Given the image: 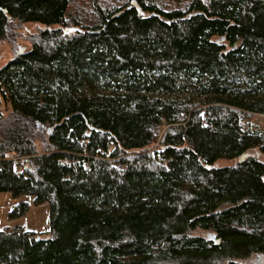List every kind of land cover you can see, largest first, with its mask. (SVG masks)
Here are the masks:
<instances>
[{
	"label": "trees",
	"instance_id": "1",
	"mask_svg": "<svg viewBox=\"0 0 264 264\" xmlns=\"http://www.w3.org/2000/svg\"><path fill=\"white\" fill-rule=\"evenodd\" d=\"M91 1L83 20L70 0H0V41L46 27L0 70V193L51 223L0 231V264L264 257V124L245 129L264 116V0Z\"/></svg>",
	"mask_w": 264,
	"mask_h": 264
},
{
	"label": "rangeland",
	"instance_id": "2",
	"mask_svg": "<svg viewBox=\"0 0 264 264\" xmlns=\"http://www.w3.org/2000/svg\"><path fill=\"white\" fill-rule=\"evenodd\" d=\"M70 15L76 16L77 18H82L85 20L92 14V1L91 0H70ZM102 3L111 8H118L122 5V0H101ZM137 5L136 0H134ZM150 1V0H149ZM160 4L164 10H178L180 5H177L171 0H153ZM133 6L136 5L131 3ZM74 27H68L67 29H73ZM46 29L45 26L40 24H24L19 26L16 36L11 41H0V70L7 66L13 61L15 55L20 51H27L31 46V38L36 36L40 31ZM10 107L5 104V102H0V113L4 115L5 118L10 115ZM259 120L256 124L247 123L245 129L248 127L261 128L264 124V116L258 115ZM157 148V145L154 149ZM152 149V150H154ZM264 159V158H262ZM229 163L220 162L218 167L227 166ZM231 164V163H230ZM21 202L29 203L30 209L28 212L20 218H10L9 213H11L17 205ZM21 226L26 231L36 232V233H46L51 229L50 223V204L44 203L41 205H35L34 199L31 196H22L19 198H14L10 193H0V231H12L16 227ZM195 236H202L204 238L212 237V234L207 231L196 230L192 233ZM262 260L258 256H253L245 261L243 264H264L261 263Z\"/></svg>",
	"mask_w": 264,
	"mask_h": 264
},
{
	"label": "built area",
	"instance_id": "3",
	"mask_svg": "<svg viewBox=\"0 0 264 264\" xmlns=\"http://www.w3.org/2000/svg\"><path fill=\"white\" fill-rule=\"evenodd\" d=\"M181 122H183L181 120ZM258 128L257 127H248L247 130H251V131H256ZM108 150L110 151L111 150V146L108 148ZM9 160L13 161L15 166H16V172L19 173L21 171V166L19 165L20 162V158L17 156V155H14V156H9L8 157Z\"/></svg>",
	"mask_w": 264,
	"mask_h": 264
},
{
	"label": "water",
	"instance_id": "4",
	"mask_svg": "<svg viewBox=\"0 0 264 264\" xmlns=\"http://www.w3.org/2000/svg\"><path fill=\"white\" fill-rule=\"evenodd\" d=\"M133 3L136 4L135 1H133ZM134 6L136 7V9L138 10V12H139L140 14H143V10H142V8H141L139 5L136 4V5H134ZM4 13L7 14V11H4ZM75 30H76V29H66V30H65V33H66V34H69V33L74 32ZM245 157H247V155L244 156L243 158H245ZM243 158H241L240 161H242ZM41 239H42V238L39 236V237H38V240H41Z\"/></svg>",
	"mask_w": 264,
	"mask_h": 264
},
{
	"label": "crops",
	"instance_id": "5",
	"mask_svg": "<svg viewBox=\"0 0 264 264\" xmlns=\"http://www.w3.org/2000/svg\"><path fill=\"white\" fill-rule=\"evenodd\" d=\"M254 256H258V257H260V259L262 260L261 263H264V257H263V256H261V255H254Z\"/></svg>",
	"mask_w": 264,
	"mask_h": 264
}]
</instances>
